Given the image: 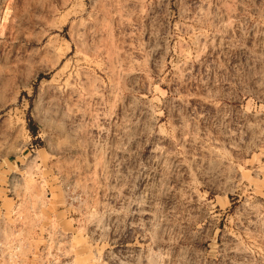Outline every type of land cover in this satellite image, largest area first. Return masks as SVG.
Masks as SVG:
<instances>
[{
  "label": "rangeland",
  "instance_id": "obj_1",
  "mask_svg": "<svg viewBox=\"0 0 264 264\" xmlns=\"http://www.w3.org/2000/svg\"><path fill=\"white\" fill-rule=\"evenodd\" d=\"M15 203L73 264H264V0H0Z\"/></svg>",
  "mask_w": 264,
  "mask_h": 264
},
{
  "label": "crops",
  "instance_id": "obj_2",
  "mask_svg": "<svg viewBox=\"0 0 264 264\" xmlns=\"http://www.w3.org/2000/svg\"><path fill=\"white\" fill-rule=\"evenodd\" d=\"M19 173L17 181L23 184L25 172ZM48 209L47 205H0V264H9L7 251L12 246L17 249L16 264H42L39 249L45 245L44 236L54 217Z\"/></svg>",
  "mask_w": 264,
  "mask_h": 264
},
{
  "label": "built area",
  "instance_id": "obj_3",
  "mask_svg": "<svg viewBox=\"0 0 264 264\" xmlns=\"http://www.w3.org/2000/svg\"><path fill=\"white\" fill-rule=\"evenodd\" d=\"M51 225L47 228V232L44 236L45 245L39 249V256L42 264H73V260L70 259L73 257H66V255L57 248L58 243L65 244L67 239L64 238L60 230H56L53 233L51 231ZM10 250L12 251H7L9 264H16L18 259L17 249L12 246Z\"/></svg>",
  "mask_w": 264,
  "mask_h": 264
},
{
  "label": "trees",
  "instance_id": "obj_4",
  "mask_svg": "<svg viewBox=\"0 0 264 264\" xmlns=\"http://www.w3.org/2000/svg\"><path fill=\"white\" fill-rule=\"evenodd\" d=\"M28 129H29L31 136L35 137L36 136L35 130L33 128H30V127H28Z\"/></svg>",
  "mask_w": 264,
  "mask_h": 264
}]
</instances>
